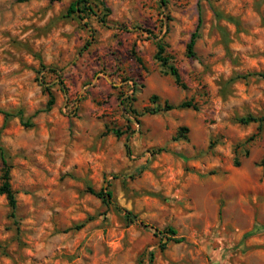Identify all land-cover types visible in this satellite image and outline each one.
<instances>
[{"label": "rangeland", "instance_id": "374dc122", "mask_svg": "<svg viewBox=\"0 0 264 264\" xmlns=\"http://www.w3.org/2000/svg\"><path fill=\"white\" fill-rule=\"evenodd\" d=\"M72 1L0 0L17 192L15 217L0 194V264H264V123L248 141L258 123L239 120L264 115V0H94L105 20ZM161 38L187 88L156 61ZM186 98L198 109L148 112ZM108 183L114 203L87 190Z\"/></svg>", "mask_w": 264, "mask_h": 264}, {"label": "trees", "instance_id": "16d2710c", "mask_svg": "<svg viewBox=\"0 0 264 264\" xmlns=\"http://www.w3.org/2000/svg\"><path fill=\"white\" fill-rule=\"evenodd\" d=\"M160 1V6L164 9L165 5L167 4V0H159ZM103 11H105L103 13ZM69 15L76 14L79 18L84 19L89 15H95L102 20H105V16L109 14L110 9L106 6V3L104 1H94V0H74L70 3L68 10H67ZM103 13V15H101ZM201 22V19H200ZM199 35V25L196 28V30L192 33V37L188 43L187 46V54L188 56H194V46L196 42V38ZM157 45V51L155 53V59L161 66L162 70L166 72L167 74L171 75L175 81V83L183 88H187V83L184 81L182 74L180 72L179 67L177 66L174 57L167 53L166 49L168 47V44L163 40V38L158 39L156 41ZM50 98L48 101L47 109H50L52 105L55 102V97L52 92H49ZM152 102H157L159 96L158 95H152L151 97ZM194 108L198 109V105L193 101V98L189 99L186 98L183 101H181L179 104L175 105L173 103H170L168 101H165L163 106H158L156 109H153V111H148V112H158V111H168L173 108ZM6 116H11L14 113L11 111H3ZM16 114H19L22 116L23 112L19 110ZM23 118V117H22ZM239 120L244 123L248 124L250 122H257V130L248 138L249 140H253L256 136H258L263 128V123H264V115L257 116L253 114H248L246 116H242L239 118ZM25 125H30L27 121H24ZM189 128L186 126L180 127L179 131L176 133V135L173 136L175 140L177 139H188L187 132ZM118 134L120 132L118 131ZM164 149V148H160ZM0 154H1V159L3 162V173L1 175V182H0V194H5L7 196V199L9 200V204L11 207V216L15 217L16 216V208H17V192L13 188L12 183H11V162L9 160V157L6 153V150L4 146L2 145L0 141ZM235 164L239 165V159L235 160ZM262 164L264 165V159L262 161ZM111 183H108L107 186H104L100 188L99 190L95 189L92 186L88 187V191L99 198L103 200L105 204L109 203H114L115 202V196L113 193V190L110 188ZM116 204V203H115ZM117 209H121L118 205H116ZM124 210V209H123ZM125 212V218L129 222H135L137 220V215L134 214L130 210H124ZM168 233H170L172 236L176 235V230L172 227H169L166 230ZM183 239H177V241H182ZM154 254L151 253L150 260L152 261Z\"/></svg>", "mask_w": 264, "mask_h": 264}]
</instances>
